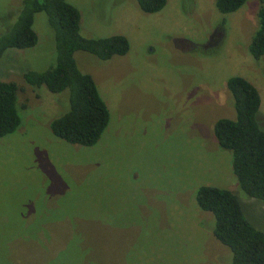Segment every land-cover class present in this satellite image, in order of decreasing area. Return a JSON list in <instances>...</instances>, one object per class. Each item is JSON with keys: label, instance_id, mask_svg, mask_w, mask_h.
Returning a JSON list of instances; mask_svg holds the SVG:
<instances>
[{"label": "rangeland", "instance_id": "374dc122", "mask_svg": "<svg viewBox=\"0 0 264 264\" xmlns=\"http://www.w3.org/2000/svg\"><path fill=\"white\" fill-rule=\"evenodd\" d=\"M68 1L80 12L84 37L123 35L130 49L107 61L74 54L110 113L92 147L50 130L68 110L67 91L53 94L22 78L55 65L47 16L35 14L34 47L4 53L0 79L21 90L20 125L0 138V264H231L195 194L202 185L231 191L264 231V204L239 189L232 155L213 134L218 119H235L226 88L232 76L257 88L264 130V56L248 52L259 0L229 14L216 0H167L154 14L136 0ZM21 3L0 0V35Z\"/></svg>", "mask_w": 264, "mask_h": 264}, {"label": "trees", "instance_id": "16d2710c", "mask_svg": "<svg viewBox=\"0 0 264 264\" xmlns=\"http://www.w3.org/2000/svg\"><path fill=\"white\" fill-rule=\"evenodd\" d=\"M136 1L146 14L161 11L167 3V0ZM245 2L216 0L215 6L220 13L229 14ZM259 2L258 28L248 46L255 60L264 56V0ZM20 7L10 30L0 35V62L8 49L22 50L37 44L33 23L35 14L43 12L54 32L55 65L41 72L27 71L22 78L29 86L45 87L53 94L67 91L68 94H63L68 100V110L52 120L50 130L69 144L94 146L109 124L110 113L93 77L79 69L74 54L83 51L107 61L129 52L128 39L119 34L84 37L80 12L68 0H22ZM226 88L233 99L235 119H218L213 134L218 146L232 155V172L239 189L264 204V130L257 118L261 97L257 88L241 76L228 78ZM20 90L16 82L0 79V138L14 133L20 125L16 109ZM195 200L201 210L213 215V236L231 252V264H264V231L245 217L237 195L227 189L202 185L196 190Z\"/></svg>", "mask_w": 264, "mask_h": 264}]
</instances>
